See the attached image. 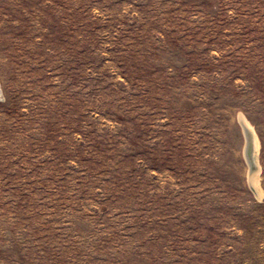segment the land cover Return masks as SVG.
Segmentation results:
<instances>
[{
  "label": "rangeland",
  "instance_id": "374dc122",
  "mask_svg": "<svg viewBox=\"0 0 264 264\" xmlns=\"http://www.w3.org/2000/svg\"><path fill=\"white\" fill-rule=\"evenodd\" d=\"M0 264H264V0H0Z\"/></svg>",
  "mask_w": 264,
  "mask_h": 264
},
{
  "label": "bare ground",
  "instance_id": "6f19581e",
  "mask_svg": "<svg viewBox=\"0 0 264 264\" xmlns=\"http://www.w3.org/2000/svg\"><path fill=\"white\" fill-rule=\"evenodd\" d=\"M240 122H241V124L244 126V127H246V129L248 130V132L250 133V136H251V141H252V145H253V154H252V162L254 163V165H255V169L251 172V180H252V182L255 184L256 183V176H257V171H258V169H257V165H256V163H257V160H256V153H257V149H258V147H257V140H256V138H253L254 136H253V133H251V128L252 127H250L249 126V124L246 122V120L242 117V116H240ZM251 182V181H250ZM256 185V184H255ZM255 189H256V187H255ZM258 194H260L259 193V191H258Z\"/></svg>",
  "mask_w": 264,
  "mask_h": 264
},
{
  "label": "water",
  "instance_id": "95a60500",
  "mask_svg": "<svg viewBox=\"0 0 264 264\" xmlns=\"http://www.w3.org/2000/svg\"><path fill=\"white\" fill-rule=\"evenodd\" d=\"M244 136H245V158L249 164V170L250 172H252L255 169V165L252 162V154H253V145H252V141H251V136L250 133L248 132V130L246 129V127H244L243 125H241Z\"/></svg>",
  "mask_w": 264,
  "mask_h": 264
}]
</instances>
